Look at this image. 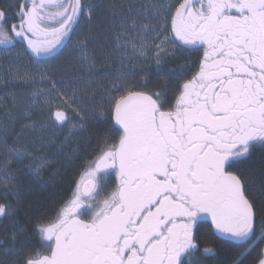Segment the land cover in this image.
<instances>
[{
	"label": "snow or ice",
	"instance_id": "1",
	"mask_svg": "<svg viewBox=\"0 0 264 264\" xmlns=\"http://www.w3.org/2000/svg\"><path fill=\"white\" fill-rule=\"evenodd\" d=\"M132 7L0 0V55L14 61L0 83L43 85L0 121V244L11 264H205L210 239L237 248L224 264H245L264 244V0ZM46 128L95 145L51 212L35 186L55 187L79 147L50 157L71 137L57 147L27 135ZM251 264H264V247Z\"/></svg>",
	"mask_w": 264,
	"mask_h": 264
},
{
	"label": "trees",
	"instance_id": "2",
	"mask_svg": "<svg viewBox=\"0 0 264 264\" xmlns=\"http://www.w3.org/2000/svg\"><path fill=\"white\" fill-rule=\"evenodd\" d=\"M105 3H114L118 4L117 0H104ZM17 22V21H15ZM175 63H183V61H177ZM175 64H170V67H174ZM88 137L80 136L76 142H72L63 149L62 157L64 155H71L72 152L79 147V154L73 158V162L70 165H66L62 170L58 172V179L55 187L49 183L48 186L42 188L40 185H36L34 189V197H38L40 200L45 202V206L49 212L53 211L58 204L63 203L72 196V191L76 178L79 176V173L84 169L87 164V160L92 157L91 153L95 149V145L91 147L88 146ZM259 150L254 154L253 159L259 162ZM88 158V159H87ZM92 159V158H91ZM63 160V159H62ZM47 179L49 174H46ZM3 201V193L0 192V202ZM21 223H25L28 226L29 233H31V223L24 219L23 214H21ZM7 224V221L3 218H0V225ZM4 229L0 227V238L3 237ZM259 234V232L257 233ZM31 244L33 246L39 247L40 241L39 238L32 235ZM204 245H202L203 247ZM209 246H213L216 249V255L212 256L206 260L205 264H224L230 257H232L237 248L230 247L229 244H215L211 239L209 240ZM4 244H0V264H11L13 257L11 255L5 254ZM260 247H262L260 245ZM255 258V255L252 257V253L249 255L245 264H251V261Z\"/></svg>",
	"mask_w": 264,
	"mask_h": 264
},
{
	"label": "rangeland",
	"instance_id": "3",
	"mask_svg": "<svg viewBox=\"0 0 264 264\" xmlns=\"http://www.w3.org/2000/svg\"><path fill=\"white\" fill-rule=\"evenodd\" d=\"M177 0H167L168 3H176ZM118 7H123L124 11L127 12V5L132 4V12L135 13L137 9L147 10L149 14L151 13V5L158 4L160 0H117ZM103 44V51H110L112 48V36L111 33H107V40H102ZM95 55L98 59H103L102 51L98 48L95 51ZM64 57H66L68 60L75 61L76 57L74 55H69L68 50H64ZM112 59L115 61L116 57L113 56ZM14 61L5 58L4 56L0 55V80L4 78H10L9 73V65L13 64ZM24 63H26V59L24 60ZM116 67H118V63L111 64L110 68L105 69L106 71L113 70ZM37 87H43V85H23L19 82L16 83V86L13 87L11 84H9L7 87L3 86V83H0V121L5 120L6 113H11L13 115H19L22 107L28 103V101L31 98L32 91L35 90ZM15 93L16 96V103L13 104V99L11 95H7L8 93ZM34 119L37 121L43 120V116L34 113ZM16 130L19 131V124L16 126ZM3 133L0 132V135ZM42 134L44 137H51L54 136L56 139V146L59 147L63 141L65 136H70V140L68 143H63V149L67 147L68 144L72 142H76V140L81 136L77 133H72L68 128L65 129H52V128H46L43 129L42 132L38 131L37 133H32L29 131L27 133L28 137L31 138L34 135ZM9 142H11V137H9ZM48 155L50 157H53L56 160H59L63 162L62 152H57L55 149L50 148L48 150ZM92 157H90L88 160H91ZM87 160V161H88ZM73 162V160H72ZM46 174H49V177L47 179ZM51 176L50 172H46L44 174L45 180H49ZM49 185V184H48ZM47 185V186H48ZM0 192L3 193V190L0 189Z\"/></svg>",
	"mask_w": 264,
	"mask_h": 264
},
{
	"label": "flooded vegetation",
	"instance_id": "4",
	"mask_svg": "<svg viewBox=\"0 0 264 264\" xmlns=\"http://www.w3.org/2000/svg\"><path fill=\"white\" fill-rule=\"evenodd\" d=\"M13 22H15V21H13ZM87 163V162H86ZM87 169V164L85 165V167H84V169L79 173V176L76 178V182H75V184H74V188H73V191H72V195H73V192H74V190H75V188H76V185H77V183L78 182H81V180H82V175H83V173L85 172V170ZM72 197V196H71ZM261 246L262 247H264V244H261ZM260 247V246H259ZM259 247L257 248V249H255V250H253V251H251V253H252V257L255 255V257L257 256V252L259 251ZM249 260V259H248Z\"/></svg>",
	"mask_w": 264,
	"mask_h": 264
}]
</instances>
